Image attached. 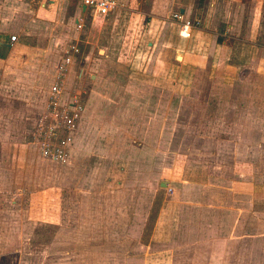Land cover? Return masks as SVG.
Segmentation results:
<instances>
[{
	"label": "crops",
	"instance_id": "crops-1",
	"mask_svg": "<svg viewBox=\"0 0 264 264\" xmlns=\"http://www.w3.org/2000/svg\"><path fill=\"white\" fill-rule=\"evenodd\" d=\"M215 2H222L218 6L223 4L226 10L223 17L212 13L216 8ZM236 2L237 0L208 2L201 15L200 26L191 27L181 35L180 29H177L171 40H166L168 24H178L165 22L164 19L169 14L166 9L171 4L174 5L182 19H185L192 14L193 4L191 0H166L153 4L148 26L156 25L155 22L162 25H158L154 38L146 37V50L140 51L148 57L144 68L128 71V78H133L128 83V106H134V111L138 106L140 116L131 115L134 111H128L126 115L111 113L110 106L103 101L99 103L100 109L96 114L87 116L83 110L78 120L70 155L80 153L89 157V153L94 150L90 137L95 135V152L101 156L97 165L107 162L108 166L112 163L115 167L118 161L113 160L114 156L108 157L110 154L116 157L114 149L121 143L120 138L123 142H128L129 150L134 154H151L154 139H160L158 151L162 162L158 165L159 172L155 179L144 180L143 183L149 187L148 199L155 198V193L157 195L158 192L167 195L166 192L171 190L173 193L166 198L164 195V200H161L152 219L148 241L141 247L144 253L141 260L143 264H174L178 259L177 254L185 250L204 251L208 259L205 264H213L219 256L227 257L230 251L237 250L232 245L234 242L246 238L244 230L249 222L248 217L253 214V207L264 209V182L255 181L250 173L264 162V99H259L264 98V37L262 33L252 30V27L245 29L242 26L240 30L236 27L241 21L236 11L232 14L235 9L233 6H238ZM70 4L69 0H0V64L9 59L15 49L26 52L23 56H33L34 49L41 50V42L61 41L70 36L71 24L76 29V24L82 23L81 15L89 13L78 0L66 23L64 19L68 16ZM250 21L253 22L254 19ZM257 21L259 23V18ZM59 23L60 29L57 27ZM223 23L228 25L222 26ZM10 36L16 38L13 43L9 42ZM160 58L170 71L164 72L158 81L153 70L154 63H159L157 59ZM34 67L37 72L31 69L18 72L34 76L31 85L33 92H30L29 97L21 99L25 110L23 116L31 111L34 117L42 112L44 106L46 91L43 94L38 89L44 78L43 76L41 79L40 74L43 70L40 66ZM98 95V100L107 98L105 93L99 92ZM159 97L164 101H158ZM113 102L121 105L117 99H113ZM209 104L225 108L224 112L204 117L200 111H204ZM158 105L160 109H154ZM249 107H252L250 110L253 113L248 114ZM190 108L199 112L188 113ZM236 111L239 113H235ZM227 112L234 119L239 118L237 129H234V124L227 122ZM83 114L85 116L82 118ZM90 116L96 118V127H93L95 123ZM204 119H209L210 122L206 128ZM124 122L134 123V129L121 126L120 123ZM189 122L193 125L191 130L184 126V123ZM4 123L6 124V120ZM173 123L175 128H170ZM4 129L0 132V158L3 161L0 168L21 171L25 167V156L21 157L23 152L20 146L9 141L13 138H9ZM184 137L191 138V141H183ZM170 138L175 139L174 146L169 142ZM110 139H116L112 146L113 153L106 149L111 144ZM169 151L174 157L166 161L164 157ZM210 171L219 174L212 176ZM112 179L107 178L106 182L119 183V179ZM91 182L92 178L89 176L87 183ZM154 182L156 190L151 189ZM10 183L4 174H0V185L8 187ZM18 185L17 183L16 190H12L9 200L11 206H5L4 210L0 208V234L8 232V221L12 213L18 219L16 231L21 227L24 212L20 204L24 193L19 190ZM120 186L121 184H117L110 191L113 202L122 201L126 193L129 201L135 202L138 195L133 197V190ZM2 192L0 190V195L8 202V194ZM87 192L89 191L84 193L88 194ZM35 197L39 198L38 193L33 192V198ZM256 198L259 200L254 203ZM261 199L263 204L259 203ZM17 207L19 210H16ZM197 207H201L200 210H194ZM36 220L39 223V216H36ZM136 222H131L130 219L131 226H135ZM141 222L142 219L140 224ZM207 234H223V239L219 243L196 239L197 235ZM179 239L194 241L184 245L178 242ZM206 250L211 253L207 254Z\"/></svg>",
	"mask_w": 264,
	"mask_h": 264
},
{
	"label": "rangeland",
	"instance_id": "rangeland-1",
	"mask_svg": "<svg viewBox=\"0 0 264 264\" xmlns=\"http://www.w3.org/2000/svg\"><path fill=\"white\" fill-rule=\"evenodd\" d=\"M69 1L71 4L67 12L68 16L64 19L66 23H68V17L72 16L74 4L78 2V0ZM161 1L166 0H115L116 7L101 23L91 24L89 13L81 15L82 27L79 31L71 24L69 31L71 35L65 39L41 42V50L34 49L33 56H23L26 52L15 49L11 52L9 59L0 64L2 65L0 66V132L5 128L4 131L8 132L9 138H13L9 141L15 146H20L23 152L21 157L25 156V167L18 171L19 173L12 169L0 168V174H4L6 179L11 181L8 187L0 185L2 193L8 194V202H5L0 195V208L4 210L5 206H11L10 196L13 193L12 190H16L17 183L19 190L24 193L20 204L24 212L21 227L19 226V230L16 231L18 219L12 213L8 221V232L4 231L0 234V264H143L141 260L144 258V253L141 247L145 246L148 241L152 219L165 195L157 191L155 198L148 199L149 187L143 183L144 180L155 179L159 172L158 165L162 162V156L158 151L160 139H154L151 154L146 152L134 154L130 152L128 142L125 143L120 138L121 143H118L114 149L116 157L114 154L108 157L114 156L113 160L118 161L115 167L112 163L108 166L107 162L97 165L101 156L95 152V135L90 137L94 150L89 153V157L82 156L80 153L71 156L72 142L65 149V156L62 159L50 160L41 154L40 148L52 144L51 141L43 135L39 137L33 135L35 134L33 120L38 114L33 117L30 111L23 116L25 110L21 99L29 97L33 92L31 85L34 82V76L31 73L18 72L22 69L37 72L34 66L41 67L43 70L40 72L41 79L43 76L44 78L42 84L38 85V89L39 91L41 89L43 94L46 91L45 106L55 66L62 59L67 48L75 45L78 53L72 57V64L65 75L61 98L68 102L75 97L83 105L84 112H86L84 114L87 116L96 114L100 109L99 103L103 101L108 103L111 113L126 115L128 111H134V106H128L127 95L130 92L128 83L133 79L128 78V71L142 70L148 62V57L140 51L146 50L144 44L146 37L154 38L158 25L161 24L158 21L159 24L155 22L157 26H148L152 17V5ZM214 1L191 0L192 14L184 20L189 21L192 27H199L205 5ZM236 3L238 6H233L236 10L231 9L232 14L236 11V15L241 19L236 27L239 30L242 26L245 29L252 27V30L255 29L256 32L262 33L264 37V0H237ZM215 4L216 8L212 13L215 16L221 14L223 17L226 13L223 4L221 6H218L220 4L217 2ZM166 11L169 14L168 18L164 19L165 22H175L172 16L178 11L174 5L171 4ZM252 18L253 22L250 21ZM226 25L228 23L222 24V26ZM57 27L60 29L61 24L59 23ZM168 28L166 40H171L175 36V30L180 27L168 24ZM157 60L163 62L161 58ZM160 62L154 63L153 70L154 77L158 81L164 72L170 71ZM99 92L105 93L107 98L98 100ZM142 97L144 98V95ZM113 99H117L121 105L114 104ZM259 99L264 98L259 97ZM158 101H164V99L159 97ZM136 107L137 109L131 115L140 116L138 106ZM251 108L249 107L248 114L253 113ZM154 109L159 110L160 105L154 106ZM224 109L209 104L205 106L204 111H200V114L208 118L211 115L221 114ZM198 112L190 108L188 113ZM229 114L227 112L226 119L229 120L227 122L234 124V129H237L236 125L240 124L239 118L234 119V116H229ZM91 120L95 123L93 127H96V118L91 117ZM204 121L206 128L210 122L209 119H204ZM174 124L170 128H175ZM247 124L249 126V122ZM250 124L254 123L250 122ZM120 125L130 130L134 129L132 122H124ZM184 126L189 130L193 127L192 122L184 123ZM159 128L160 126L158 130ZM115 140L110 139L111 144L106 146L110 153H113L112 146ZM182 140L190 142L191 138L184 137ZM169 142L173 146L176 144L173 138H170ZM122 151L124 152L120 153ZM167 154L164 157L166 161L174 157L170 151ZM191 160L192 157L189 158V161ZM0 164L3 165V161ZM250 173L255 181L264 182V162ZM210 174L218 176L219 173L210 171ZM89 176L92 178L91 184L87 183ZM13 178L18 182L15 183ZM107 178L111 180L117 178L119 183H115L116 185L112 182L108 183ZM155 183L151 188L153 190L157 189ZM117 184H121L120 187L123 189L133 190V197L135 194L138 195L135 202L129 201L128 193L124 194L122 201L113 202L110 191L113 186L117 187ZM85 191H89L87 192L89 195L85 194ZM33 192L38 193L39 198H33ZM172 193L171 190L166 192L167 195ZM262 199L259 203L263 201ZM258 200L256 198L254 203ZM257 207H253V214L248 217L249 222H247L246 229H243L247 233L246 238L243 237L232 244L233 247H237V250L230 251L227 257L219 256L213 264H218V262L219 264H264V209L260 210ZM200 208L197 207L194 210H200ZM16 210L19 208L17 207ZM36 216H39V223ZM130 219L131 222L137 221L135 226H131ZM116 229L119 230L115 232ZM177 235L179 237L180 232ZM197 236L196 239L211 240L215 243L223 239V234ZM190 241L194 240H178L184 245H188L187 242ZM206 253L211 252L206 250ZM176 257L178 259L174 261V264H205L208 262L204 251L198 250H185L178 253Z\"/></svg>",
	"mask_w": 264,
	"mask_h": 264
},
{
	"label": "built area",
	"instance_id": "built-area-1",
	"mask_svg": "<svg viewBox=\"0 0 264 264\" xmlns=\"http://www.w3.org/2000/svg\"><path fill=\"white\" fill-rule=\"evenodd\" d=\"M81 6L89 11L91 24L101 23L116 7L115 0H79ZM172 18L179 25V34L192 26L189 21L182 19L181 14L175 13ZM82 23L76 24V29H81ZM15 36L9 37L13 43ZM78 53L75 45H70L64 52V56L55 66L52 83L49 88L44 110L33 120L36 137H47L52 144L42 146L41 154L50 160H59L65 156L67 149L73 142V136L77 128L78 120L84 108L77 99L72 98L65 102L61 98L62 86L67 70L72 64V57Z\"/></svg>",
	"mask_w": 264,
	"mask_h": 264
},
{
	"label": "water",
	"instance_id": "water-1",
	"mask_svg": "<svg viewBox=\"0 0 264 264\" xmlns=\"http://www.w3.org/2000/svg\"><path fill=\"white\" fill-rule=\"evenodd\" d=\"M163 187H164V185H163Z\"/></svg>",
	"mask_w": 264,
	"mask_h": 264
}]
</instances>
